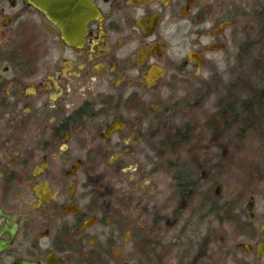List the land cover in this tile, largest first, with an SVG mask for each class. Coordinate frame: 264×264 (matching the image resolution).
<instances>
[{
	"label": "flooded vegetation",
	"instance_id": "af4514ba",
	"mask_svg": "<svg viewBox=\"0 0 264 264\" xmlns=\"http://www.w3.org/2000/svg\"><path fill=\"white\" fill-rule=\"evenodd\" d=\"M92 3L98 16L72 46L27 0H0V264H264V128H250L249 104L227 144H210L205 127L223 88L236 74L249 77L264 0ZM191 88L196 97L171 102ZM187 125L208 141L182 147L180 139L177 154H162L165 137H182ZM145 152L150 161L137 162ZM154 159L163 173L182 167L171 179L182 206L173 219L211 221L183 251L156 236L173 225L169 215L137 222L148 192L117 187L128 166L150 185Z\"/></svg>",
	"mask_w": 264,
	"mask_h": 264
},
{
	"label": "trees",
	"instance_id": "16d2710c",
	"mask_svg": "<svg viewBox=\"0 0 264 264\" xmlns=\"http://www.w3.org/2000/svg\"><path fill=\"white\" fill-rule=\"evenodd\" d=\"M252 31L258 35V38L251 37L248 45L251 49L249 77L244 75L243 72L236 74L234 83L226 85L219 94L217 111L209 115L205 121V127L210 131V144L228 143L229 135L227 131L231 127V121L243 120V114L246 112L248 104L250 105L252 117L259 118H251L250 128H264V119L260 116L264 115V8L257 9ZM246 80H249V83L246 84ZM188 96L196 97L197 90L195 88L189 89ZM192 104H194V101H192ZM190 128L189 125L182 127V137L181 134L165 137L170 141V144L168 142L164 144L162 154H177L180 139H182V147H194L206 141L204 137L196 136ZM244 128L247 129L248 127H241V129ZM189 152L195 154V149H190ZM174 174L176 178L182 177V170H176ZM179 183L182 184L181 180Z\"/></svg>",
	"mask_w": 264,
	"mask_h": 264
},
{
	"label": "rangeland",
	"instance_id": "374dc122",
	"mask_svg": "<svg viewBox=\"0 0 264 264\" xmlns=\"http://www.w3.org/2000/svg\"><path fill=\"white\" fill-rule=\"evenodd\" d=\"M8 1L13 2V1H21V0H8ZM7 6H10V4H7ZM251 33L254 34L255 36L254 31H251ZM219 72L222 75H224L225 76L224 79L228 81L229 76L228 73L226 74L227 69L221 68ZM206 76L207 75L200 78L207 79ZM185 96H188V91L182 90V92L177 94V97L171 98V102L175 101L177 98L179 100L182 99L183 102V98H185ZM213 105H214V99L208 100L205 103V111L207 113L211 112L213 110ZM186 120L187 119H185V116H182V119H177L174 123L176 125L182 126L185 124ZM198 124L199 125L202 124L201 118H198ZM206 141H208V136ZM152 157H153L152 152H145L142 153L141 156L136 155V161L145 164L148 163L150 161L149 159ZM182 160L183 159L181 158L179 160H176V162L182 163ZM153 162H154L153 164H150L147 167V173L148 172L150 173V171L154 167L158 169L159 173L153 176L151 175L152 181L150 185L143 186L144 183L136 179V175L138 176V174L133 172V169L135 168L128 166L121 171L123 176L118 177L117 182L119 183L117 184V187L120 188L121 192L125 194H131L133 192L132 190L133 188L135 190L142 189L145 190V192H148L149 196H152L150 200L149 199L144 200L145 199L144 195L140 196V199H142L141 201H143L144 203L139 207V210L136 212V215L139 217L138 219H136L137 222L140 225H150L152 224L151 219L153 222V219L156 216L162 218L163 215H169L170 217L169 222L173 220L172 221L173 225L168 229H162L160 232L156 233V236L161 240L181 242L182 251H183V249L187 248L188 246L199 243L205 237L207 229L211 226V221H209V224L204 225L203 223H200L198 220L188 217L186 219L187 220L186 225H183L182 216L180 218L175 216V218L173 219V215H174L173 213L176 211V208H182V206L180 202L177 201L178 195L177 194L175 195L173 193V189L170 188V186L172 185L171 179H172V174H174L175 170H182V167L180 166L176 167L172 169L171 174L170 173L168 174L160 171L162 166H165L162 160L154 159ZM131 183H138L139 185L134 186L132 188ZM145 207H146V211L144 213V216L142 217L141 210ZM129 216L131 217V221H134V216H135L134 210H132L131 213H129ZM223 237L224 239H226L227 233L226 231H222L219 229L217 239L220 241ZM126 244L128 245H124L123 248L121 249L124 255H127L130 252L131 244L129 243Z\"/></svg>",
	"mask_w": 264,
	"mask_h": 264
},
{
	"label": "water",
	"instance_id": "95a60500",
	"mask_svg": "<svg viewBox=\"0 0 264 264\" xmlns=\"http://www.w3.org/2000/svg\"><path fill=\"white\" fill-rule=\"evenodd\" d=\"M27 1L44 14L49 22L57 26L64 41L72 46L84 43L90 22L98 16V10L92 0Z\"/></svg>",
	"mask_w": 264,
	"mask_h": 264
}]
</instances>
